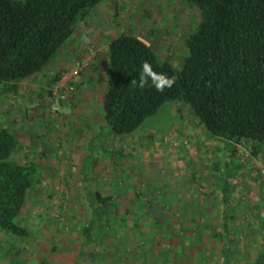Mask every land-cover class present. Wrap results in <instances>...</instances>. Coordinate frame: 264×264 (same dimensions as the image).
<instances>
[{"label": "rangeland", "instance_id": "obj_1", "mask_svg": "<svg viewBox=\"0 0 264 264\" xmlns=\"http://www.w3.org/2000/svg\"><path fill=\"white\" fill-rule=\"evenodd\" d=\"M200 18L182 0H104L80 21L75 48L19 82L17 95L0 86V125L20 141L14 162L39 170L19 218L33 234L0 229V264H94L96 252V264H248L264 252V144L258 155L250 144L235 153V142L207 135L175 103L132 134L116 135L101 121L109 43L135 34L182 69ZM80 58L87 67L77 98L55 111L47 82ZM95 190L118 205L99 246L84 233Z\"/></svg>", "mask_w": 264, "mask_h": 264}, {"label": "trees", "instance_id": "obj_2", "mask_svg": "<svg viewBox=\"0 0 264 264\" xmlns=\"http://www.w3.org/2000/svg\"><path fill=\"white\" fill-rule=\"evenodd\" d=\"M103 1L0 0L1 90L17 95L19 82L43 73L74 38L80 21ZM182 1L201 14L186 38L182 69L135 34H122L109 43L105 128L120 136L132 134L165 105L175 103L189 107L207 135L235 142V153L240 145L250 144L258 155L264 144V0ZM63 73L58 71L47 82L46 104L57 101L53 86ZM168 79L174 81L171 87ZM19 144L18 135L0 125V229L29 238L33 233L19 218L39 183V170L35 162H14ZM94 194L89 200L95 218L84 233L99 246L112 225L108 215L117 214L118 205L114 195L102 190ZM99 256L103 253L96 252L94 264ZM248 264H264V252Z\"/></svg>", "mask_w": 264, "mask_h": 264}, {"label": "built area", "instance_id": "obj_3", "mask_svg": "<svg viewBox=\"0 0 264 264\" xmlns=\"http://www.w3.org/2000/svg\"><path fill=\"white\" fill-rule=\"evenodd\" d=\"M86 67L87 64L85 59H77L73 67L65 71L61 79L53 86L54 96L57 101L51 105L55 111H58L63 103L73 106L77 98V83Z\"/></svg>", "mask_w": 264, "mask_h": 264}, {"label": "crops", "instance_id": "obj_4", "mask_svg": "<svg viewBox=\"0 0 264 264\" xmlns=\"http://www.w3.org/2000/svg\"><path fill=\"white\" fill-rule=\"evenodd\" d=\"M73 40H74L73 42H72V40L70 41L71 44H70V42H69V44L67 45L69 48H70V47H71V48H75V46H74L73 44H74V42H76V41H75V39H73ZM76 47H80V44H78V45L76 44ZM61 54H62V53H61ZM61 54L56 58V60L61 56ZM88 54H90V52H89ZM67 59H68V58H66V60L63 61V62H64V63L67 62ZM64 69H65L64 67H61L58 71H65ZM82 83H83V80H82V81L80 80V84H82ZM80 84H79V85H80ZM101 121H103V122L105 123L104 119L101 120Z\"/></svg>", "mask_w": 264, "mask_h": 264}, {"label": "clouds", "instance_id": "obj_5", "mask_svg": "<svg viewBox=\"0 0 264 264\" xmlns=\"http://www.w3.org/2000/svg\"><path fill=\"white\" fill-rule=\"evenodd\" d=\"M173 83H174L173 80H171V79H168V80H167V86H168V87H171Z\"/></svg>", "mask_w": 264, "mask_h": 264}]
</instances>
